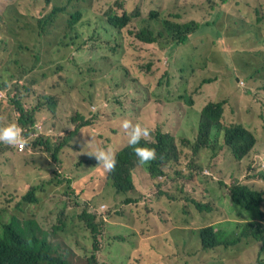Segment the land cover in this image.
Masks as SVG:
<instances>
[{
  "label": "rangeland",
  "instance_id": "374dc122",
  "mask_svg": "<svg viewBox=\"0 0 264 264\" xmlns=\"http://www.w3.org/2000/svg\"><path fill=\"white\" fill-rule=\"evenodd\" d=\"M75 6L83 9L82 16L76 23L77 31L85 33L84 46L80 51L64 47L72 42L71 37L74 36V33L68 34V24L70 13ZM55 7L65 8V11L50 19ZM111 8L119 14H124L127 10L136 17L121 32L108 29L106 16ZM151 8L149 0H0V33H7L10 45L15 48L4 52L2 56L6 54L9 58H21L23 55L18 54V44L21 41L37 47V51H26L32 58L28 67L11 65L10 68L15 69V72L24 73L21 85L23 97L19 102L28 114L36 116L37 125L42 126L41 133L25 144L27 147L23 152L16 149L17 145H11L10 150L2 153V158L9 155L13 159L0 162V173H9L0 182V215L4 222L14 216L15 202L21 200L31 188L37 187L39 201L36 204H23L20 210L15 211L18 214L15 217L21 223L25 220L37 221L47 234L48 240L54 226L59 225L58 218L62 213V220H65L75 210L81 212L84 208L88 210L91 207L97 210L96 222L102 228L101 234L105 239H122L127 243L131 234H141L144 238L142 248L139 249L138 246L133 251L139 249V256L147 255V264H178L171 256L180 251L182 245L177 246L168 237L172 230L175 234H180L181 231L173 226L170 213L176 211L180 214L182 208L196 213L193 201L201 204L204 202L208 207L218 203L215 212H211L213 216L209 213L208 220L203 224L191 219L179 227L190 225L199 229L211 221L228 219L229 212L232 213L233 210L226 195L228 187L236 183L251 182L253 178L247 179L251 175L264 176V171L260 172L264 168V151H259L250 158L248 156L247 160L239 164L234 162L227 147L217 151V155H213L212 150L202 149L197 156L204 160V165L208 167L206 172L213 176L207 179L202 177L198 181L193 172L187 179L178 178L182 189H175L170 184V176L177 171H182L185 176L188 174L184 170L189 160L182 158L180 165L172 163L164 168L163 179L156 181L157 184H164L163 190L169 192L175 200L163 199L159 203L151 204V198L157 191L151 189V182L143 173L142 167L135 170L138 171L137 187L133 192L122 196L112 187L108 176L101 177V173L108 172L103 166L101 173H97V166L85 165L87 156L95 158V155L91 154L94 153V148L107 141L115 144L118 150L128 147L127 137L130 130L117 131V127L121 125L118 122L121 117L137 116L140 112H144L145 116V109L154 114L167 104L168 97L182 108L185 118L201 113L211 101H227L224 113L227 123L242 120L246 121L245 126L252 132H264V90L258 89L257 85L244 82L243 85L239 84L234 89L228 87L227 91H224L219 79L216 83L206 86L202 93L196 87L180 91L184 89L179 87L180 82L168 85V75L161 65L160 56L153 60L146 49L130 53L140 42L138 40H141L135 39L133 34L141 30L150 14L156 11L160 12V17L165 14L164 19L178 23H211L219 33H228L226 41H233L237 37L253 39L254 28L245 29L242 24L255 20V9L259 11V16L264 18V0H254L252 11L246 10L238 28L234 27L232 19L227 17L230 18V14L235 17L239 12L231 9L230 13L216 1L181 0L177 8H168L164 13L158 5H155L152 11ZM219 9H226L229 12L227 17L220 15L217 11ZM45 22L48 24H44ZM143 34L145 33H141V36ZM259 36L264 40V27ZM259 50L264 52V45L259 49H249L247 57L251 58L254 64H257L259 59L253 54ZM188 51L186 45L172 48V54L179 58L181 64L186 62ZM37 60L46 65L45 71L30 72V67L41 66L35 65ZM58 64H62V68H58ZM5 66L6 63L0 61V69ZM240 66V62L233 58L227 69L229 79L235 77L236 69L242 78L247 77L246 73H241ZM56 71H60L59 74L67 78V87L58 91L50 87L52 80L59 78V75L54 77ZM45 74L49 78L42 79ZM91 76L97 78L100 93L97 105H89L83 99ZM199 80L201 82L203 78ZM189 84L196 83L191 81ZM7 108L16 110L15 103ZM94 111L96 112L89 119L93 125L76 131ZM18 116L17 112H12L7 118L16 121ZM164 126L176 136L180 148L189 152L183 153V156L191 155L193 150H188L185 133L178 125L175 122H167ZM184 132L190 131L184 128ZM193 139L194 137L190 136L192 142ZM141 140L154 143L149 137ZM34 143L40 147L33 148ZM60 144H65V147L57 153V160H54V150ZM210 147L213 148V143ZM52 177L53 181L40 190V182L48 181ZM55 178L57 180L54 182ZM91 178L93 180L86 183ZM259 185L264 187V177ZM206 197L210 200L205 201ZM129 200L136 203L128 202ZM225 203L227 204L224 208L218 209L220 204ZM103 205L104 215L98 213ZM232 214L236 219L237 213L233 210ZM194 216L197 217V214ZM75 224L74 230L82 226L78 220ZM150 237L155 238L153 243ZM188 240L195 245L191 250L193 255L181 264H233L234 259L226 257L242 250L240 248L230 253L212 254L202 249L198 235L196 239ZM83 242L88 249L92 248L91 240L83 239ZM150 251L157 253H145ZM118 257H122V253L109 251L98 255L97 261L100 264H120L124 258ZM127 257L128 253L125 258ZM257 257L258 248H249L245 251L243 264H259ZM216 258L221 260L216 261ZM76 264L82 262L78 261Z\"/></svg>",
  "mask_w": 264,
  "mask_h": 264
},
{
  "label": "trees",
  "instance_id": "16d2710c",
  "mask_svg": "<svg viewBox=\"0 0 264 264\" xmlns=\"http://www.w3.org/2000/svg\"><path fill=\"white\" fill-rule=\"evenodd\" d=\"M207 1H216L222 4L230 13L231 9L237 10L239 14L235 17L230 14V18L226 16V14H229L226 9L217 10L220 15H225L228 19H232L233 26L236 28L239 27L246 10L252 11V3L254 2V0ZM180 3L181 0H149V6L152 7L150 11L153 10L155 5H158L163 13L168 8H177ZM74 8L73 20L68 24V34L74 33V36L71 37L72 42L65 44L64 47L80 51L84 46L85 33L77 31L76 23L81 18L83 9L80 6H75ZM59 12H61L60 9L54 11V18ZM129 13V11L125 10L124 14H119L114 8H111L106 16V24L111 25L112 29L121 32L136 17V15ZM253 14L255 15V20L242 24V27L245 29L254 28L253 36L255 38L243 39L237 37L233 41H226L228 33L225 31L219 33L211 23L199 24L195 21L178 23L170 19H164L165 14L160 17L159 11L152 12L146 25L141 29V33L144 32L146 35L143 34L141 36V33L138 35V38L141 40L130 53H133L135 50L146 49L150 52L153 60H157L158 56H160L161 65L168 75V85L180 82L179 87L184 88L180 91L196 87L202 93L206 86L216 83L219 79L224 91H227L228 87L234 89L239 84L243 85L244 82L253 83L257 85L258 89L264 90V52L259 50L253 54V56L259 59L257 64H254L252 59L247 57L249 56V49H259L264 45V40H261L259 36L260 31L264 27V18L259 16L257 9L254 10ZM254 40L257 41L254 42ZM178 45H186L189 49L186 56L187 60L183 64H181L177 56L172 54V48ZM11 49L15 50L10 45V41H8V34L0 33V61L6 63V66L0 69V126L7 124L9 121L7 115L12 112L18 113V122L26 114L30 118H35L34 114H28L19 102L23 97L21 85L25 75L23 72H15V69H11L10 66L18 65L19 68L28 67L32 58L26 54V51L28 49L37 51V47L30 43L26 45L21 41L18 44V54L21 53L23 55L21 58H9L6 54L2 56L4 52ZM233 58L236 62H240L241 73H246L247 77L242 78L238 75L237 66L235 77L228 78L227 69ZM38 64L41 66L37 68L35 66L30 67V72L34 70L45 71L46 65L37 60L35 65ZM57 67L62 68V64H58ZM59 73L60 71L54 72V77L59 75V78H54L50 84L51 89L55 91L67 87V78L61 76ZM47 78L49 76L46 74L42 76V79ZM202 78L203 81L200 82L199 79ZM15 79H18V81H14ZM191 81H194L196 84H189ZM83 94V99L89 105L98 104L100 93L97 87L96 76H91L88 79V87ZM14 103L16 110H8L7 107ZM189 103L192 105V101ZM226 103L227 101H211L201 110V113H195L185 118L182 108H179L176 102L168 97L167 104L154 114L145 109V116H143L144 112H140L137 116L129 115V121L133 124L139 123L152 130L149 139L151 141L154 140V143H147L141 140L140 145L155 148L156 158L149 163L141 164L132 150V146L129 144L127 148L122 150H118L116 145L109 141L96 146L94 152L98 149H111L115 153L117 160L116 167L110 172H114L112 174V185L116 192L119 195L125 196V193L129 190H134L137 187L136 172H138L135 170L142 167L143 173L151 182V189L157 191V194L151 198V204L159 203L163 199L174 201L175 199L170 193L163 190L164 184L156 183L158 179H163V169L170 166V164L174 163L178 166L181 164L182 158L189 160L184 170L188 173L187 176L182 171H177L174 175L170 176L172 178L170 180L171 186L175 189H182L178 183V178L180 177L187 179L193 172L198 181L202 177L207 179L209 176H213L206 172L208 167L204 165V160L197 156V153L202 149L212 150L213 155H217V151L227 147L234 157V162L239 164L247 160L248 156L250 158L252 156L250 153L256 146L257 139H264V132L250 131L245 126L246 121L242 120H239L237 123H227L224 114L226 112ZM95 112H91L86 121L76 131L92 126L93 123L89 119ZM167 122H175L182 132L185 133L188 150H193L191 151V155L186 154L183 156V153L189 152H184L178 145L176 136L165 128L164 123ZM184 128L189 129L190 132H184ZM190 136L194 137V142L190 140ZM221 140H223V144ZM212 143L213 148L210 147ZM64 147L65 144H62L60 150ZM10 149L5 143H0L1 163L12 159L9 155L2 158V153ZM56 159L57 156H55ZM84 163L91 167L97 166V173H101L103 165L99 164L96 157L87 156ZM106 174V172L101 173V177L104 178ZM8 175L9 173L6 171L0 173V182L3 177ZM263 177L251 175L247 178H253L251 182L233 184L228 187V193L226 194L232 204L230 208L233 207L236 213H241L243 207L247 206V211L254 220L251 224L245 217L238 214L235 219L232 210V213L229 212L228 219L211 221L208 225L199 229H194L190 225L179 227L191 219H195L197 222L203 224L204 221L208 220V214L215 212L218 203H214L208 207L204 202L201 204L200 202L193 201L192 203L197 209L196 213L186 208H182L180 214L176 211L171 212L172 224L175 226V229H180L181 233L175 234L172 230L168 238L177 246L182 245V249L172 255L171 259H175L178 264L186 262V259L193 255L191 250L195 247L188 239H196V235H198L200 241L203 242L201 243L202 249L212 254L214 252L230 253L242 248L239 253L226 257L233 258V264H243L245 251L249 248H258L257 262L264 264V211L261 209L264 206V187L259 185ZM55 180L57 178L54 179V182ZM91 180L93 178L89 179L86 183H89ZM52 181L53 177L48 181H41L38 185L39 189H43ZM37 189V187L31 188L21 200L15 202L13 208L14 216L8 222H4L0 215V264H76L78 261H81L82 264H100L97 261V256L109 251L122 253L124 260L120 264H147L146 259L149 257L147 255L139 256V249L142 248V244L144 243L143 236L133 233L127 243L122 239H105L101 234L102 228L96 222L97 210L95 208L90 207L88 210L84 208L81 212L80 210H75L65 220H62V216H64V213H62L58 218L59 225L54 226V231L51 233L49 240L47 234L37 221L25 220L22 223L18 221L15 217L18 215L15 212L16 210H20L23 204H36L39 201L36 193ZM123 189H125V193H120V190ZM82 194L83 192L81 191L80 195ZM226 195L224 198L227 200ZM204 200L208 201L210 199L206 197ZM128 202L132 201L129 200ZM226 204H220L218 209L224 208ZM194 214H197V217ZM222 215L225 217L224 214ZM210 216H213V214L211 213ZM76 220L82 223L81 228L78 230H74ZM100 221L103 223L102 220ZM83 239L91 240V249L87 248ZM138 246H140L139 249L133 251ZM127 253L128 257L125 258ZM152 253H157V251H153ZM122 257L118 258L121 259ZM218 260L221 259L216 258V261Z\"/></svg>",
  "mask_w": 264,
  "mask_h": 264
},
{
  "label": "clouds",
  "instance_id": "9594fccd",
  "mask_svg": "<svg viewBox=\"0 0 264 264\" xmlns=\"http://www.w3.org/2000/svg\"><path fill=\"white\" fill-rule=\"evenodd\" d=\"M56 9H60L61 12L65 11V8L55 7L53 9L52 14L50 15V19L54 18V11ZM74 10H75V8H73V11L70 13L71 18H70L69 22L71 20H73ZM44 24H48V22H45ZM106 27L108 29L114 30V29H112L111 25L106 24ZM114 31H116V30H114ZM141 32H142V30H139L137 33L133 34L135 39H137V40L139 39L138 35ZM138 41H140V40H138ZM118 122L121 125L117 127V131L121 132V131L130 129V131L128 132V141L127 142L130 146H132V150L135 152L136 156L138 157L139 163L146 164V163H149L150 161L154 160L156 158L155 148L148 147L147 145H140L141 139L142 138H145V139L148 138L150 136V133L152 130L146 126H142L139 123L133 124L131 121H129L128 116L121 117L118 120ZM41 131H42V126L37 125L36 116H35V118H30L26 114L25 117L22 120H20V122H18V118H17L16 121H10L9 120L6 125L0 126V143H5L9 149H10L11 145H17V150L19 152H23L25 150V147H27V146H25V144H27L31 138H35L37 136V134H40ZM257 140L258 141H257L256 146L254 147V149L250 153L251 155L258 153L259 151H264V139L263 140L257 139ZM61 146H62V144L58 145L55 148L54 153H53V159L54 160H55V156H57V153L60 151ZM39 147H40V145H38V144L36 145L34 143L33 148H39ZM48 149H50V147H48ZM91 154H94L95 157L98 159L99 164H102L103 168L106 171H109V172H107L106 176L109 177L111 175L109 178V181L112 185V182H113V175L112 174L114 172L111 173L110 171H112L116 167L117 160H116L115 153L111 149H98L96 152L91 153ZM230 154H231V152H230ZM263 169L264 168H262L260 170V172L264 171ZM239 184H245V183H239ZM112 187H113V185H112ZM124 190L125 189L120 190V193H123V192L125 193ZM130 192H133V190H129L125 194L127 195ZM131 203H136V201H132ZM104 206L105 205H103L99 208L98 213L105 214V212H102V209ZM261 209L264 211V206H262ZM237 214L245 217L250 222V224L253 223V221H254L247 211V206H244L243 211L241 213L238 212ZM150 239H152V241H153L155 238L150 237ZM201 243H203V242L200 241V245H201ZM151 252H153V251H150L148 253H151Z\"/></svg>",
  "mask_w": 264,
  "mask_h": 264
},
{
  "label": "flooded vegetation",
  "instance_id": "af4514ba",
  "mask_svg": "<svg viewBox=\"0 0 264 264\" xmlns=\"http://www.w3.org/2000/svg\"><path fill=\"white\" fill-rule=\"evenodd\" d=\"M133 184H134V180H133Z\"/></svg>",
  "mask_w": 264,
  "mask_h": 264
}]
</instances>
